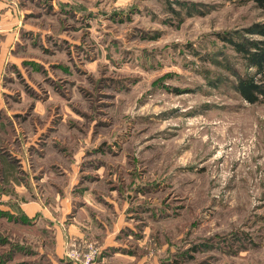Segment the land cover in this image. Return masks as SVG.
<instances>
[{
  "label": "rangeland",
  "instance_id": "374dc122",
  "mask_svg": "<svg viewBox=\"0 0 264 264\" xmlns=\"http://www.w3.org/2000/svg\"><path fill=\"white\" fill-rule=\"evenodd\" d=\"M17 5L35 31L0 57V264H51L54 227L19 206L65 194L83 254L125 229L105 264H264V100L237 91L253 70L225 41L262 40L264 7Z\"/></svg>",
  "mask_w": 264,
  "mask_h": 264
},
{
  "label": "crops",
  "instance_id": "0c3cea01",
  "mask_svg": "<svg viewBox=\"0 0 264 264\" xmlns=\"http://www.w3.org/2000/svg\"><path fill=\"white\" fill-rule=\"evenodd\" d=\"M43 3L46 2L44 1ZM23 16L20 13L17 0H0V57L1 54L5 55L7 52H18L19 47L24 45L20 40V36H27V34L34 33L35 30L33 28L27 30L24 29ZM19 26L21 27L19 28ZM18 65L17 62H12V64H10L12 68L18 67ZM0 100H2L1 96ZM72 202L69 200V196L65 194L60 200L58 198V202L55 205L57 208H54V210H51L48 207H42L38 202L28 203V205L21 204L19 206V212H21L22 216L31 220L33 224H37L43 220L47 222L48 229L54 227L55 238H53V245L55 251L53 257L50 255V259L53 263L55 258L60 262L67 260L66 249L68 240L82 239L86 234V231L84 232L79 228L78 223L75 222L76 219H68V216L72 213L73 209ZM6 209L9 210L10 208L6 207ZM121 230H124V228ZM120 240H122L120 236L116 238L113 237V239L109 238L105 241H103V239L100 240L99 247L102 246L104 249L99 258L102 264H105V258L108 256L107 252L106 255L103 256L104 251L114 248L113 253L116 255H120L121 253H118L120 251L123 252L119 247H114V245L119 244ZM73 264L77 263L73 262Z\"/></svg>",
  "mask_w": 264,
  "mask_h": 264
},
{
  "label": "trees",
  "instance_id": "16d2710c",
  "mask_svg": "<svg viewBox=\"0 0 264 264\" xmlns=\"http://www.w3.org/2000/svg\"><path fill=\"white\" fill-rule=\"evenodd\" d=\"M260 7H264V0H254ZM253 33L259 35L262 40L249 41L245 37L226 38L233 50L242 57L247 68L253 70L252 74L237 75L236 89L241 97L250 104H256L264 100V25L255 26ZM1 50V47H0ZM24 223L34 225L31 220L24 218ZM35 226V225H34ZM125 229L122 231V236H125ZM121 237L123 241V237ZM112 250V248H111ZM110 251V249H108ZM125 253L127 251L123 249ZM129 252L134 253L133 250ZM102 254V253H101ZM47 262H53L50 259V254L47 253Z\"/></svg>",
  "mask_w": 264,
  "mask_h": 264
},
{
  "label": "built area",
  "instance_id": "2783aa9c",
  "mask_svg": "<svg viewBox=\"0 0 264 264\" xmlns=\"http://www.w3.org/2000/svg\"><path fill=\"white\" fill-rule=\"evenodd\" d=\"M79 241L69 240L67 243L66 257L75 263L95 264L98 256H101V250L95 248L93 244L85 246L86 251L83 254L78 246Z\"/></svg>",
  "mask_w": 264,
  "mask_h": 264
}]
</instances>
